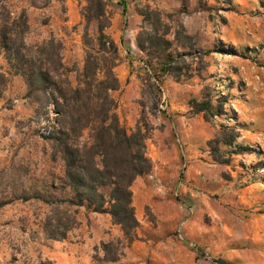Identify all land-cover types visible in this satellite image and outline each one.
<instances>
[{
    "label": "rangeland",
    "instance_id": "1",
    "mask_svg": "<svg viewBox=\"0 0 264 264\" xmlns=\"http://www.w3.org/2000/svg\"><path fill=\"white\" fill-rule=\"evenodd\" d=\"M86 3L8 0L26 13L28 44L54 37L63 62L78 68ZM147 5L159 10L166 37L183 53L179 78L161 73L158 58L148 64L136 45L139 30L150 26L140 14ZM106 17L105 32L118 47L114 70L128 72L116 96L124 102L120 121L145 130L153 165L134 190L138 239L107 261L102 243L114 249L123 237L108 214L33 196L61 198L71 189L53 141L38 133L46 94L28 91L0 54V264H264V0H107ZM96 29L91 21L89 35ZM177 29L188 45L174 39ZM208 96L224 100L225 113L207 120L192 109L191 100ZM220 124L235 127V143L254 151L230 153L228 163L213 159L208 140ZM62 213L71 223L65 238L47 237L45 224Z\"/></svg>",
    "mask_w": 264,
    "mask_h": 264
},
{
    "label": "trees",
    "instance_id": "2",
    "mask_svg": "<svg viewBox=\"0 0 264 264\" xmlns=\"http://www.w3.org/2000/svg\"><path fill=\"white\" fill-rule=\"evenodd\" d=\"M185 4L186 0H182ZM82 12L85 24L83 40L86 54L81 68L69 67L63 62L60 40L49 37L35 44H28V30L24 10L14 12L8 0H0V54L5 59L9 73L24 77L28 91L41 89L47 96L46 103L56 114L57 128L48 137L55 152L63 161V186L70 194L54 198L53 194L40 197L49 205L66 203L83 206L86 210L105 213L119 226L123 237L119 247L111 249L113 242L102 243L105 260H117L125 247L138 239L139 220L133 204L131 186L139 176L152 170V160L147 154L146 132L139 125L129 130L116 112L117 100L112 91L120 87L115 73L118 47L106 32L107 0H86ZM126 6L123 5L124 15ZM140 14L149 23L139 30L137 47L147 54V63L153 58L160 61V72L176 78L182 74L184 56L166 37L169 25L163 23L159 10L146 6ZM96 22V35H89L88 26ZM163 27V29H160ZM181 29L174 39L186 46ZM189 53V52H188ZM74 73L71 79V73ZM4 74L0 72V78ZM224 100L209 96L200 101L191 100L192 109L202 112L205 119L225 113ZM227 113V112H226ZM239 132L235 127L220 124L215 136L208 140L213 159L228 163L229 154L252 152L250 146L235 143ZM225 146L227 149H222ZM107 189V192H104ZM65 213L56 215V222H47L45 230L51 239H64L71 226ZM216 264H233L216 258ZM38 264H52L42 260Z\"/></svg>",
    "mask_w": 264,
    "mask_h": 264
},
{
    "label": "crops",
    "instance_id": "3",
    "mask_svg": "<svg viewBox=\"0 0 264 264\" xmlns=\"http://www.w3.org/2000/svg\"><path fill=\"white\" fill-rule=\"evenodd\" d=\"M115 68H116V66H115ZM115 73H116V75H117V77H118V79H119V82H120V85H121V87L120 88H118L117 90H114V91H112V92H114V94H116V95H114V94H112L114 97H115V99L117 100V108H116V112H117V114H118V116H119V119H122V116H121V108H122V105H124V102H123V98L121 97L120 98V100L118 101V91H121V89H122V87H123V83H124V80H125V77L127 76V74H128V72H127V70H126V68L123 66V67H121L120 68V66H119V68H118V66H117V70H115ZM111 92V93H112ZM117 96V97H116ZM131 105H134V104H131ZM140 181H141V179H140V177H138V178H136V180L134 181V183H133V185H132V192H133V203H134V205H135V209H136V211L138 212V210H139V207H138V204H136V201H135V197H136V193H135V189H136V187H137V185L140 183Z\"/></svg>",
    "mask_w": 264,
    "mask_h": 264
},
{
    "label": "built area",
    "instance_id": "4",
    "mask_svg": "<svg viewBox=\"0 0 264 264\" xmlns=\"http://www.w3.org/2000/svg\"><path fill=\"white\" fill-rule=\"evenodd\" d=\"M48 110H47V114H46V118L43 119L42 122H40L37 126L38 129V133L41 136H44L46 138H48L57 128L58 124L56 121V114L54 113V111L52 110V106L49 105L47 106ZM160 108L164 109L165 108V103L164 100L161 101L160 103Z\"/></svg>",
    "mask_w": 264,
    "mask_h": 264
}]
</instances>
